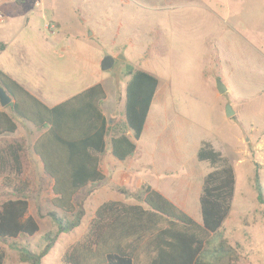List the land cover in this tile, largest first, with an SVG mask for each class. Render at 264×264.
<instances>
[{"label":"rangeland","instance_id":"rangeland-1","mask_svg":"<svg viewBox=\"0 0 264 264\" xmlns=\"http://www.w3.org/2000/svg\"><path fill=\"white\" fill-rule=\"evenodd\" d=\"M19 1L0 0V44L5 46L0 69L46 106L100 84L107 96L102 110L113 126L124 121L130 69L159 81L141 139L128 135L134 153L113 165L107 139L101 162L106 179L78 195L85 211L82 224L60 236L43 264H61L100 204L136 203L131 196L143 186L169 185L174 193L187 183L184 212L201 223L202 177L212 171L196 159L203 142L211 143L235 173L232 211L203 258L225 255L221 264H264L263 207L253 189L256 172L264 187V0ZM106 57L115 63L103 72ZM218 83L226 93L218 92ZM7 107L0 109L13 118L17 131L0 136V149L22 145L29 215L40 228L34 237L1 245L5 264H22L9 245L38 252L43 236L54 230L47 214L57 211L50 203L51 180L32 149L40 133ZM228 108L235 114L230 119ZM15 178L0 174V202L12 199L8 185L20 183ZM224 242L229 253L219 250Z\"/></svg>","mask_w":264,"mask_h":264},{"label":"trees","instance_id":"trees-1","mask_svg":"<svg viewBox=\"0 0 264 264\" xmlns=\"http://www.w3.org/2000/svg\"><path fill=\"white\" fill-rule=\"evenodd\" d=\"M4 48L0 44V52ZM127 76L124 121L109 126L102 110L106 100L102 85L48 107L0 69V86L13 100L7 108L40 133L32 149L43 174L51 180L50 203L57 211L47 214L54 230L43 236V246L38 252L9 245L20 263L43 264L60 236L80 227L85 211L76 198L86 188H96L106 179L101 162L108 138L111 156L117 161L123 162L134 153L135 145L128 134L135 141L140 140L159 81L139 70L130 69ZM16 131L13 118L0 109V136ZM22 153L19 143L0 149V174L11 173L20 182L10 183L12 199L0 202V264L6 262L1 245L21 237H34L40 230L29 215L27 185L22 182ZM196 159L212 168L202 180L198 199L201 223L151 187L143 186L139 194L131 196L137 205L116 201L101 204L86 233L63 254L61 264H221L225 255L217 259L203 257L232 211L235 173L209 142L201 144ZM253 189L258 205L263 207L264 218V187L258 172L253 177ZM219 250L223 254L231 251L225 242Z\"/></svg>","mask_w":264,"mask_h":264},{"label":"crops","instance_id":"crops-1","mask_svg":"<svg viewBox=\"0 0 264 264\" xmlns=\"http://www.w3.org/2000/svg\"><path fill=\"white\" fill-rule=\"evenodd\" d=\"M157 93V92H156ZM106 99H107V96H106ZM105 102V101H104ZM104 114V113H103ZM235 116V114H234ZM104 117L106 118L105 114H104ZM146 125V124H145ZM145 129V127H144ZM144 131V130H143ZM130 135V134H128ZM142 136V135H141ZM141 139V138H140ZM213 146V145H212ZM199 149V148H198ZM198 149L196 150V153L198 151ZM215 149V148H214ZM217 151V150H216ZM112 157V156H111ZM112 160H113V165H115V161H117L116 159H114L112 157ZM115 160V161H114ZM169 173H172V171H169ZM204 178V176L202 177ZM171 187L172 186H169V185H161L159 187V189H153L155 191H157L158 193H160L164 198H166L167 200H169L171 203H173L175 206H177L178 208H180L182 211L185 210L186 206L188 205V200L186 198V194H184V188L186 189V193H187V183H183L181 182L179 187L177 189L174 188V193L172 192L171 190ZM184 197H183V196ZM108 201H116V202H122V203H125V204H128V205H137V203H126V202H123L121 200H108ZM106 201V202H108ZM104 203V202H103ZM102 203V204H103ZM101 205V204H100ZM99 205V206H100ZM98 206V207H99ZM188 215V214H187ZM192 218V217H191ZM193 219V218H192Z\"/></svg>","mask_w":264,"mask_h":264},{"label":"water","instance_id":"water-1","mask_svg":"<svg viewBox=\"0 0 264 264\" xmlns=\"http://www.w3.org/2000/svg\"><path fill=\"white\" fill-rule=\"evenodd\" d=\"M115 59L112 57H106L101 63V71L106 72L113 68ZM218 92L220 94L226 93V89L218 83ZM13 102L12 98L7 94L4 88L0 87V107L5 108ZM226 117L228 119L234 117V112L228 108L226 111Z\"/></svg>","mask_w":264,"mask_h":264}]
</instances>
